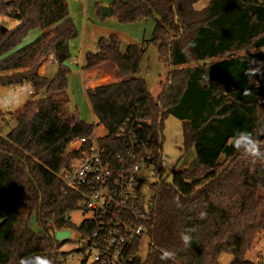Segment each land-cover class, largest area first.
<instances>
[{"label":"trees","instance_id":"1","mask_svg":"<svg viewBox=\"0 0 264 264\" xmlns=\"http://www.w3.org/2000/svg\"><path fill=\"white\" fill-rule=\"evenodd\" d=\"M197 1L110 4L122 23L154 21L150 42L168 67L156 96L138 75L143 47L129 43L121 51L116 34L100 37L81 65L86 71L108 64L118 76L85 90L96 123L108 130L106 152H114V133L124 120H147L138 133L149 139L146 151L157 179L145 231L131 247L132 264H220L222 254L232 256L227 264H257L245 254L264 238V198L258 194L264 163H252L228 144L238 130L264 132V0H208L200 9ZM0 16L15 21L0 23V86L26 82L35 95L0 134V264H19L27 256L61 264L53 230L67 225L63 215L78 200L74 190L63 191L60 177L75 153L61 154L70 138L93 130L66 106V61L77 29L66 0H0ZM33 28L39 34L22 43ZM50 53L56 69L48 77L38 66ZM167 115L183 122L184 145L195 152L190 166L172 169L169 181L160 172ZM32 217L39 232L29 226ZM185 230H191L190 247L180 239ZM142 236L148 239L144 259ZM163 249L175 259L162 262Z\"/></svg>","mask_w":264,"mask_h":264},{"label":"built area","instance_id":"2","mask_svg":"<svg viewBox=\"0 0 264 264\" xmlns=\"http://www.w3.org/2000/svg\"><path fill=\"white\" fill-rule=\"evenodd\" d=\"M44 62L56 63L52 56ZM145 122L131 116L124 120L114 133L112 154L106 152L111 144L106 139L108 130L98 123L90 134L73 136L66 143L61 155H75L60 174L62 189L74 190L78 200L63 215L67 225L53 230V237L56 231L68 232L54 237L61 243L57 256L61 264L73 252L81 255L78 264H132L131 247L144 233L150 213L148 198L139 186L140 172L153 169L146 151L149 139L138 133ZM72 212L81 215L78 223L71 222Z\"/></svg>","mask_w":264,"mask_h":264},{"label":"rangeland","instance_id":"3","mask_svg":"<svg viewBox=\"0 0 264 264\" xmlns=\"http://www.w3.org/2000/svg\"><path fill=\"white\" fill-rule=\"evenodd\" d=\"M115 0H66L70 17L72 18L77 29V36L69 43L70 57L66 61L69 68L67 76V108L70 112L76 114L80 119L89 124L97 122L85 90L89 86L115 81L118 79L113 67L105 64L97 69L81 74V65L84 61L86 52H94L97 49V40L100 37H107L110 34H116L120 39V50L124 51L129 43L143 44L144 49L140 58V70L138 75L146 81L148 91L156 96L166 82L168 67L158 57L157 46L150 42L154 29V21L145 19L137 22L122 23L114 16H102L100 6H110ZM208 0H198L195 3L197 9L203 8ZM14 20L5 16H0V23L6 26L14 24ZM40 30L33 28L28 31L23 38L22 43L28 42L38 35ZM47 59L45 55L41 62ZM48 73L52 76L54 71ZM39 68V67H38ZM83 77L87 80H83ZM35 97L31 92L30 85L0 86V134L5 135L15 124L17 115L22 110L23 105L31 98ZM163 141L161 146L160 172L161 178L171 179L173 168H187L195 160V152L192 145L185 147L183 141V122L167 115L163 121L162 128ZM222 158V156H221ZM157 176L150 168L143 169L140 172V190L146 198L152 195V184L156 181ZM258 194L264 198V188L259 189ZM264 214V207L261 210ZM81 215L77 212L70 214L71 222L78 223ZM29 226L39 232L40 228L34 217L29 221ZM148 239L142 236L139 248V256L144 259L147 252ZM81 255L73 252L64 264H78ZM245 258L257 264H264V238L257 237L252 248L245 254ZM232 256L222 254L219 258L220 264H227L231 261Z\"/></svg>","mask_w":264,"mask_h":264},{"label":"clouds","instance_id":"4","mask_svg":"<svg viewBox=\"0 0 264 264\" xmlns=\"http://www.w3.org/2000/svg\"><path fill=\"white\" fill-rule=\"evenodd\" d=\"M259 136H264V132L254 135L251 131L238 130L229 138L228 144L252 163H264V141L259 139ZM201 217H203V213ZM190 232L191 230H185L180 233V239L185 247L192 245L193 238ZM159 259L162 262L173 261L175 253L171 250L163 249ZM19 264H53V262L48 257L27 256L21 258Z\"/></svg>","mask_w":264,"mask_h":264},{"label":"crops","instance_id":"5","mask_svg":"<svg viewBox=\"0 0 264 264\" xmlns=\"http://www.w3.org/2000/svg\"><path fill=\"white\" fill-rule=\"evenodd\" d=\"M139 45H140V44H139ZM140 46H142L143 49H144V45H143V44H141ZM51 56L53 57V55H52L51 53L48 54V55H47V60L50 59ZM140 58H141V57H140ZM50 66H54V67L52 68V71H55V69H56V63H51V64H47L46 62L41 63L40 67L38 68V73H39V74H42V75H45V76H48V73L51 72V70L49 69ZM95 69H97V68H95ZM92 70H94V69H92ZM92 70H90V71H92ZM83 72H89V70H86V71L81 70V74H82V76H83ZM51 73H52V72H51Z\"/></svg>","mask_w":264,"mask_h":264},{"label":"water","instance_id":"6","mask_svg":"<svg viewBox=\"0 0 264 264\" xmlns=\"http://www.w3.org/2000/svg\"><path fill=\"white\" fill-rule=\"evenodd\" d=\"M100 10V14L102 16H111L112 15V8L111 6H100L99 8ZM68 234V232L66 230H60V231H56L54 233V237L55 238H60V237H64Z\"/></svg>","mask_w":264,"mask_h":264}]
</instances>
